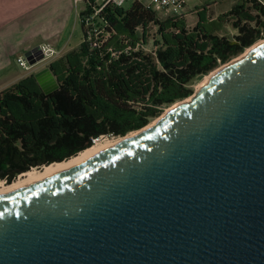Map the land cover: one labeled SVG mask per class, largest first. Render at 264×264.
I'll list each match as a JSON object with an SVG mask.
<instances>
[{
  "label": "water",
  "instance_id": "water-1",
  "mask_svg": "<svg viewBox=\"0 0 264 264\" xmlns=\"http://www.w3.org/2000/svg\"><path fill=\"white\" fill-rule=\"evenodd\" d=\"M185 100L0 195V264H264V43Z\"/></svg>",
  "mask_w": 264,
  "mask_h": 264
},
{
  "label": "trees",
  "instance_id": "trees-1",
  "mask_svg": "<svg viewBox=\"0 0 264 264\" xmlns=\"http://www.w3.org/2000/svg\"><path fill=\"white\" fill-rule=\"evenodd\" d=\"M83 38L52 61L46 90L37 74L0 92V181L69 160L102 136L124 137L194 94L191 84L264 38V8L239 0L211 19L208 4L160 18L136 1L129 8L85 1ZM100 10L99 12H97ZM233 39L219 32L225 20ZM149 44L151 50H147Z\"/></svg>",
  "mask_w": 264,
  "mask_h": 264
},
{
  "label": "rangeland",
  "instance_id": "rangeland-1",
  "mask_svg": "<svg viewBox=\"0 0 264 264\" xmlns=\"http://www.w3.org/2000/svg\"><path fill=\"white\" fill-rule=\"evenodd\" d=\"M95 1L97 5H101L104 0ZM188 1L185 10L188 14L186 19L189 25H193L196 19L194 7L198 2ZM238 2L239 0H224L202 5L208 4L209 17L217 19L230 11ZM132 4L133 2H128L124 7L129 8ZM85 7L86 3L83 0H78V3L75 0H0V92L32 74H37L41 88L46 90V87L52 83V77L47 71L48 65L81 43L83 33L79 13ZM178 13L182 12L178 11ZM158 15L160 18H164L170 14L167 11H158ZM225 21L219 34L233 39L237 30L233 28L230 20L226 19ZM262 40L264 38L256 43ZM36 47L49 48L54 52V55L45 56L43 54L42 60L30 65L25 54ZM151 49L152 45L149 44L147 50ZM19 56L26 61L29 66L28 70L18 63ZM34 58L37 59L36 54H34ZM205 77L197 78L191 84L194 94L199 90L198 87ZM156 119H153L148 125ZM106 138L114 140L121 137L103 136L101 141ZM3 182L7 184L6 181Z\"/></svg>",
  "mask_w": 264,
  "mask_h": 264
},
{
  "label": "bare ground",
  "instance_id": "bare-ground-1",
  "mask_svg": "<svg viewBox=\"0 0 264 264\" xmlns=\"http://www.w3.org/2000/svg\"><path fill=\"white\" fill-rule=\"evenodd\" d=\"M263 43H264V40L256 43L255 45H253L252 47L247 49L245 51V53L242 54L241 56H244L246 53H248L249 51H251L252 49L258 47L259 45H261ZM41 51H42V49H41ZM212 73H214V72H212ZM212 73L205 77L203 82L199 85L198 89H200L203 85H205L208 82L209 77L212 75ZM189 100H190V98L186 99L185 101H189ZM180 103L181 102H178V103L172 105L166 111H168L171 108L176 107ZM154 123H155V121L152 124L144 127L140 131L148 129ZM137 133H139V131L132 132L131 134L127 135L126 138L132 137V136L136 135ZM123 139H124L123 137L117 138L114 140H110V139L106 138V139H104V141H101V139H100V141L96 142L93 147L81 152L77 156H75L69 160H66L64 162L54 163V164H51L49 166H44L41 170H39L37 168L32 169L31 171L22 174L17 180L12 182V184L8 185V184H5L3 181H0V195H3L5 193L11 192L13 190L19 189L21 187L27 186L29 184L35 183V182L40 181V180H42L48 176L55 174L57 172H60L62 170L76 166V165L80 164L81 162H83L84 160H86L87 158H89L90 156L98 153L99 151H101L103 149L109 148V147L119 143Z\"/></svg>",
  "mask_w": 264,
  "mask_h": 264
},
{
  "label": "built area",
  "instance_id": "built-area-1",
  "mask_svg": "<svg viewBox=\"0 0 264 264\" xmlns=\"http://www.w3.org/2000/svg\"><path fill=\"white\" fill-rule=\"evenodd\" d=\"M83 1H87V0H83ZM140 2L142 3L146 8L148 9H152L156 12L158 11H167L170 15H182V14H186L187 12L186 7L188 4V0H104L103 3L101 4V8L108 5V4H113L115 6H124L126 3L128 2ZM195 2H198L197 6H201L202 4L205 3H216L217 1H224V0H192ZM251 1H255L256 3L260 4L263 8H264V0H251ZM76 3H78V0H75ZM194 7V10L195 8ZM100 10H98L97 12H99ZM178 11H181L182 13L179 14ZM173 12V13H172ZM42 49V53L45 56H53L54 52L51 51V49L46 48V47H41ZM18 63L26 70L29 69V66L27 65L26 61L24 59H22V57H20L18 60ZM103 137V136H102ZM102 137H100L99 139H96L94 142L96 143L97 141H99Z\"/></svg>",
  "mask_w": 264,
  "mask_h": 264
},
{
  "label": "crops",
  "instance_id": "crops-1",
  "mask_svg": "<svg viewBox=\"0 0 264 264\" xmlns=\"http://www.w3.org/2000/svg\"><path fill=\"white\" fill-rule=\"evenodd\" d=\"M21 56H19V58H20Z\"/></svg>",
  "mask_w": 264,
  "mask_h": 264
}]
</instances>
